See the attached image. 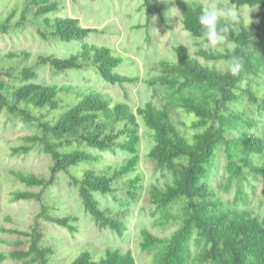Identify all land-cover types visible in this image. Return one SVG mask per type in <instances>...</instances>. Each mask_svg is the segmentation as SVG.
Listing matches in <instances>:
<instances>
[{
	"label": "trees",
	"instance_id": "obj_1",
	"mask_svg": "<svg viewBox=\"0 0 264 264\" xmlns=\"http://www.w3.org/2000/svg\"><path fill=\"white\" fill-rule=\"evenodd\" d=\"M2 1V0H0ZM19 18L18 7L6 14L0 11V30L8 32L25 26L32 17L28 7L34 4L39 33L46 40L81 42L68 56L41 54L32 63L30 51L0 53V114L20 119L35 130L23 136L24 143L13 147L14 154L38 148L51 155L49 175L10 169V173L28 189L13 191L12 200L36 199L41 209L30 230L2 225L1 231L16 237H2L9 249L0 248V261L12 259L21 264H54L57 247L46 242L41 219L55 222L77 233L80 216L59 213L60 201L52 195L62 172L77 188L83 205L102 228L125 236L129 226L124 218L103 206L98 194H111L120 188L136 198L143 188L139 162L142 150L141 118L152 137L149 156L156 166L169 172L164 186L153 184L149 199L155 204V224L174 229L159 235L142 228L140 246L153 251L152 264H264V217L246 206L249 191L264 179V136L256 132L264 118V0H231L238 6H259L256 20L243 18L230 26L224 47L203 46L193 55L184 43L175 45L176 60L160 62L161 72L145 79L160 91L165 103L153 102L136 109L122 99L102 90H89L74 83L38 81V68L49 65L56 71L94 69L106 81L116 84L135 82L136 76L116 71L124 57L108 45L82 42L92 32L103 30L86 26L79 17L53 15L60 7L56 0H26ZM184 28L206 39L198 23L206 4L177 0ZM149 27L154 11L163 16L164 7L155 0H144ZM238 56L242 67L238 74L229 71L231 57ZM221 60L226 69L205 64ZM194 114L191 133L182 132L172 110ZM190 126V127H189ZM122 150L129 156L118 165L98 164L102 152ZM224 156L225 191L236 188L235 203L225 201L214 189L209 176ZM39 187V190L32 189ZM178 205L176 209L174 206ZM11 219V217H8ZM67 264H139L132 250L109 246L101 254L83 248Z\"/></svg>",
	"mask_w": 264,
	"mask_h": 264
},
{
	"label": "rangeland",
	"instance_id": "obj_2",
	"mask_svg": "<svg viewBox=\"0 0 264 264\" xmlns=\"http://www.w3.org/2000/svg\"><path fill=\"white\" fill-rule=\"evenodd\" d=\"M60 7L53 15L79 17L81 23L86 26L101 28L102 32H92L82 42L89 44L108 45L114 48L115 53L124 57V62L116 71L125 75L136 76L135 82L112 84L106 81L94 69H70L67 71L53 70L49 65L43 64L38 68V81L45 83H74L84 86L89 90H102L117 99L128 101L134 109L147 102H153L157 106H163L165 99L160 91H155L147 84L146 78L161 72L162 60H176L175 45L186 44L191 53L195 55L196 49L209 46L202 38L194 36L184 28L182 12L177 0H155L163 7V16L158 11L153 12L150 26L136 27L146 22V10L144 0H56ZM206 5L225 4L234 5L240 17L245 23L256 20L259 6H238L231 0H194ZM26 0H2L0 11L4 14L12 7H18L16 21ZM34 4H30L28 11L32 17L25 26L20 29H11L8 32L0 30V53L12 50L23 53L30 51L27 62L32 63L41 54H57L68 56L69 52L79 47L81 42H65L60 39L46 40L39 33L40 23L34 18ZM228 43L223 41L215 47H224ZM200 59L208 65L219 69H226L227 64L221 60L207 61ZM172 116L179 129L185 133H191L192 129L186 127L183 122L190 123L194 114L186 113L182 109L172 110ZM141 122L142 150L139 162V170L142 172L143 188L138 197H131L126 189L120 188L111 194H98L103 206H109L111 213H117L128 222V230L125 236L117 232L100 227L94 217L86 211L77 188L72 187L66 176L60 172L58 181L52 187V195L61 200V214L75 212L80 216V229L72 233L68 229L52 221L41 219L46 232V242H52L57 247L54 264H67L69 259L78 254L83 248L93 249L101 254L107 247H120L122 250H132L139 264H152L154 252L142 250V228H149L159 235H167L174 226L161 228L155 224L157 216H153L155 204L149 199L151 185L164 186L170 180L169 172L156 166L149 156L152 145V137L149 134L144 121ZM190 127V126H189ZM35 129L20 119H10L5 112L0 114V227L16 226L23 230H30L35 215L41 209V202L36 199L12 200L13 191L28 189L29 187L15 178L10 169L34 172L39 175H49L50 165L53 161L50 154L38 148L31 149L28 153L14 154L13 147L24 143L23 136L32 133ZM256 132L264 136V118L256 128ZM129 156L127 152L104 151L98 164L111 166L118 165ZM264 161V154L260 156ZM226 169L224 156L222 155L218 167L209 176V181L217 193L233 206L235 203L236 188L225 191ZM252 188L247 185L249 191V204L246 206L256 214L264 217V179L255 181ZM39 190V187H32ZM178 205L174 206L176 209ZM11 217L9 219L8 217ZM9 235L0 228V248L9 249L10 245L2 242L1 238L16 237ZM0 264H21V262L5 259ZM38 264V263H34Z\"/></svg>",
	"mask_w": 264,
	"mask_h": 264
},
{
	"label": "clouds",
	"instance_id": "obj_3",
	"mask_svg": "<svg viewBox=\"0 0 264 264\" xmlns=\"http://www.w3.org/2000/svg\"><path fill=\"white\" fill-rule=\"evenodd\" d=\"M240 21L238 9L234 5L216 4L205 5L201 8L198 23L201 26V34L209 46L215 47L227 39L230 26ZM242 64L238 56L231 57L229 71L236 75L241 70Z\"/></svg>",
	"mask_w": 264,
	"mask_h": 264
}]
</instances>
